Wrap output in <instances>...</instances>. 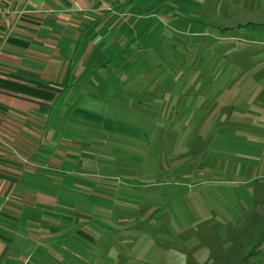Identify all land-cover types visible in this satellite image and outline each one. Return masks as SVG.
I'll use <instances>...</instances> for the list:
<instances>
[{
	"label": "rangeland",
	"instance_id": "rangeland-1",
	"mask_svg": "<svg viewBox=\"0 0 264 264\" xmlns=\"http://www.w3.org/2000/svg\"><path fill=\"white\" fill-rule=\"evenodd\" d=\"M183 2L89 60L116 71L88 89L74 176L105 195L74 196V227H125V264H264V0Z\"/></svg>",
	"mask_w": 264,
	"mask_h": 264
},
{
	"label": "crops",
	"instance_id": "crops-1",
	"mask_svg": "<svg viewBox=\"0 0 264 264\" xmlns=\"http://www.w3.org/2000/svg\"><path fill=\"white\" fill-rule=\"evenodd\" d=\"M176 1L184 3L1 0L12 14L0 18V264L137 260L122 244L125 227L118 228L117 241L103 227H74V196L105 195L78 191L74 167L83 164L84 146L77 129L97 114L88 89L106 85L94 77L116 71L108 63L96 69L90 58L121 56L125 36L135 25L156 21L159 9L165 10L159 18L175 22ZM111 82L122 86L118 75Z\"/></svg>",
	"mask_w": 264,
	"mask_h": 264
},
{
	"label": "built area",
	"instance_id": "built-area-1",
	"mask_svg": "<svg viewBox=\"0 0 264 264\" xmlns=\"http://www.w3.org/2000/svg\"><path fill=\"white\" fill-rule=\"evenodd\" d=\"M20 12H22V10ZM11 14H12V10L0 0V18Z\"/></svg>",
	"mask_w": 264,
	"mask_h": 264
}]
</instances>
